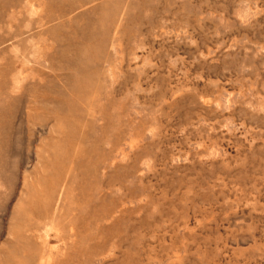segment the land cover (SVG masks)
<instances>
[{"label":"rangeland","instance_id":"obj_1","mask_svg":"<svg viewBox=\"0 0 264 264\" xmlns=\"http://www.w3.org/2000/svg\"><path fill=\"white\" fill-rule=\"evenodd\" d=\"M0 264H264V0H0Z\"/></svg>","mask_w":264,"mask_h":264}]
</instances>
